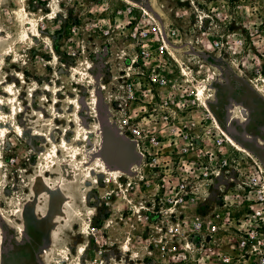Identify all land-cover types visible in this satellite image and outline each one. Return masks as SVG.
Here are the masks:
<instances>
[{
	"label": "rangeland",
	"instance_id": "1",
	"mask_svg": "<svg viewBox=\"0 0 264 264\" xmlns=\"http://www.w3.org/2000/svg\"><path fill=\"white\" fill-rule=\"evenodd\" d=\"M193 1L206 12L221 8L225 15L221 32L245 38V51L231 56L233 64L227 63V56L214 59L203 50L200 41L209 44L202 35L211 22L200 28L197 12L182 0H0V54L11 52L0 63V82L15 85L22 112L12 115L19 132L10 129L0 135L3 264L150 263L143 249L147 235L142 206L155 204L152 194L161 175L145 167L141 181L134 168L138 157L133 143L117 131L121 109L113 95L122 80H148L151 72L167 80H213L205 87L214 93L217 120L228 128L236 166L264 181V88L252 72L256 52L249 41V30L264 17V0ZM20 9L35 22L38 37L17 41ZM153 23L164 31L168 51L155 59L160 43L150 38L147 48L154 56L142 67L137 44L128 34ZM107 27L109 36L103 35ZM133 60L137 63L132 66ZM68 98L78 102V112L74 106L67 110ZM230 98L236 104L234 116L223 111ZM56 104L62 118L54 122L51 107ZM140 104L130 102V109ZM151 108L144 116L148 120ZM70 115L76 121L77 115L80 128L69 125ZM82 128L91 132L83 142ZM35 130L51 134L55 144L64 138L68 148L80 146V155L66 148L56 152ZM44 153L47 159L41 158ZM100 160L119 173L113 177L96 173L81 191L83 166L98 169ZM218 187L212 188L198 214L222 211ZM225 190L233 188L226 185ZM226 210L233 221L247 213L234 204ZM79 246L85 251L78 258Z\"/></svg>",
	"mask_w": 264,
	"mask_h": 264
},
{
	"label": "built area",
	"instance_id": "2",
	"mask_svg": "<svg viewBox=\"0 0 264 264\" xmlns=\"http://www.w3.org/2000/svg\"><path fill=\"white\" fill-rule=\"evenodd\" d=\"M182 1L197 12L200 28L211 22L202 35L209 44L200 41L203 50L214 59L227 56V63L233 64L231 56L243 53L246 41L235 33L221 32L224 11L210 7L206 12L193 0ZM164 34L155 23L137 26L128 34L137 44L142 67L154 56L147 48L150 38L160 43L155 59L167 53ZM103 35H110L109 27ZM249 37L256 52L252 72L264 88V17L249 30ZM183 77L187 78V72ZM147 79L122 80L113 97L121 109L117 131L133 143L140 180H144L145 167L161 175L152 194L155 204L142 206L147 235L143 249L149 264H264V181L236 166L228 128L217 120L212 109L214 93L205 87L212 80H167L155 72ZM136 100L141 106L131 110L129 103ZM148 106H154L149 120L144 117ZM235 106L230 100L225 114L234 116ZM160 131L165 135L160 136ZM226 185L233 191H226ZM214 186H219L223 197L222 211L198 214ZM232 204L247 210L242 219H231L226 208Z\"/></svg>",
	"mask_w": 264,
	"mask_h": 264
},
{
	"label": "bare ground",
	"instance_id": "3",
	"mask_svg": "<svg viewBox=\"0 0 264 264\" xmlns=\"http://www.w3.org/2000/svg\"><path fill=\"white\" fill-rule=\"evenodd\" d=\"M50 8H53V6L50 7ZM17 14H18L17 15L18 16V20L20 21V24H21L20 31L16 34V36L18 37L17 41H20V40H22L24 38H27V36H29L31 38L32 37L33 38L38 37L39 31L35 27V22L33 21V19H31L29 17L27 12L24 9H22V10L20 9ZM9 53H11V52L9 51L7 53L5 52L3 54L2 53L0 54V63L5 61V59L9 56L8 55ZM73 70L76 71V72L80 71L79 69H75V68H73ZM79 74H80V72H79ZM15 88H16L15 85L10 84L6 80H5V82H0V90H1V93L3 94V96L0 95V135H3L4 133L8 132L10 129L15 131V132H19V130H20V126L17 123L14 122V118L12 116V115L15 116L17 113H19V115L22 114V112H18L17 103L19 102V99L16 96ZM46 88H48V87H46ZM199 93H201V92H199ZM64 103L66 105H68V107H69L67 110L71 109L70 106H74L75 107L74 111L78 112L77 111V108H79L78 107V102L75 101L74 99L68 98ZM57 105L58 104H56V105L51 107V110L53 111L54 122L57 119H61L62 118V115L57 110ZM75 117H76L77 121L74 119V117L72 115H70L68 117L67 120H68L69 125L72 122L76 123V124L79 123V121H78L79 119H78L77 115H75ZM41 118H44V116L43 117L40 116V120H41ZM40 120L37 121V122L40 123ZM78 125H79V128H80V124H78ZM35 131H37V130H35ZM82 131L83 132H82L81 135L83 136V138L80 141L81 142L87 141L89 139V135H90L91 132L89 130L83 129V128H82ZM78 132H79V130L77 131V133ZM36 133H38L40 135L41 140L42 139H43V141L46 140L47 143L50 144L49 146H51L53 150L55 148L56 152H58L59 148H66L67 150H70L71 154H75L74 156L80 155V153L78 152L80 146L74 144V145H72L71 147L68 148L64 138L61 140V142L58 145V144L54 143L51 134L39 133L38 131ZM77 137H78V135H77ZM47 154L48 153H44L43 156H41V158L47 159V157H48ZM44 155H46V156H44ZM97 168L98 169H95L91 165L90 166H86V165L83 166V175H82V177L79 180V183H83V187H82L81 191H85L86 190V184L88 182L92 183L94 181V179L96 178V176H95L96 173L103 172L105 175H107L109 177H113L115 175V173L118 172V170H114V169H111L110 167H107L106 163L103 160H100V166L97 167ZM44 173H45V175H49V176L54 175V173H51V172L48 173V174L46 172H44ZM85 231H86V226L82 230V232L85 233ZM84 251H85L84 246H79L78 250H77V257L78 258L81 257L83 255ZM59 254L60 255H65L63 251H59ZM64 259L66 260L67 257H64ZM73 263L74 264H80L78 262V260L73 261Z\"/></svg>",
	"mask_w": 264,
	"mask_h": 264
},
{
	"label": "flooded vegetation",
	"instance_id": "4",
	"mask_svg": "<svg viewBox=\"0 0 264 264\" xmlns=\"http://www.w3.org/2000/svg\"><path fill=\"white\" fill-rule=\"evenodd\" d=\"M230 100H232L231 98L228 100V102H230ZM233 101V100H232ZM229 104V103H228ZM225 105L224 108H223V111L225 112V108L228 106ZM226 115V114H225ZM3 261H4V255H3V250H2V246H0V264H3Z\"/></svg>",
	"mask_w": 264,
	"mask_h": 264
},
{
	"label": "crops",
	"instance_id": "5",
	"mask_svg": "<svg viewBox=\"0 0 264 264\" xmlns=\"http://www.w3.org/2000/svg\"><path fill=\"white\" fill-rule=\"evenodd\" d=\"M213 81V80H212ZM211 83V82H210ZM213 84V83H212Z\"/></svg>",
	"mask_w": 264,
	"mask_h": 264
}]
</instances>
